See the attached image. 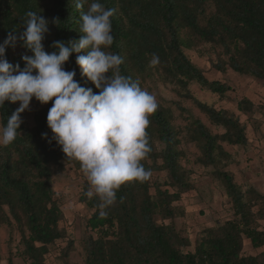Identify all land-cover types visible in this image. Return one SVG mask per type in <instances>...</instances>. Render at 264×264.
<instances>
[{
    "label": "trees",
    "instance_id": "obj_1",
    "mask_svg": "<svg viewBox=\"0 0 264 264\" xmlns=\"http://www.w3.org/2000/svg\"><path fill=\"white\" fill-rule=\"evenodd\" d=\"M91 2L88 0L82 11H87ZM99 2L106 9H116L111 18L115 39L106 51L123 58L120 74L138 81L150 94L152 89L147 83L156 75V81L174 85L180 98L194 102L211 124L222 130L214 132L200 118L190 117L184 138L199 148L197 162L212 168L233 214L200 230L194 240L177 227L175 219L185 211L176 203L194 188L193 171L181 162L184 151L180 148L181 132L174 123V110L156 99L157 109L146 129L151 151L141 162L151 175L144 182L122 185L106 217L99 216L98 198L90 199L84 193L83 200L93 212L87 219L89 232L83 238L85 254L81 264H264V194L253 185L244 188L226 169L232 154L224 144L246 145V125L232 111L202 102L190 90V84L196 82L223 96L233 87L209 79L187 54L188 50L201 54L211 51L215 55L211 65L216 70L224 73L231 68L264 81V0ZM28 11L40 13L49 21L43 40L46 52L57 51L52 47L56 41L67 44L79 39L81 10L75 8L74 0H0V43L9 33L19 36L24 31ZM15 46L21 50L16 52ZM15 46L6 49V59L23 69L22 56L32 53L19 40ZM153 55L159 63L150 67ZM75 60L74 53L65 70L75 69V80L98 92L81 75ZM177 103L182 113L189 111L180 101ZM38 104L34 125L23 122L14 143L0 147V226L17 227L22 248L15 254L29 264H46L49 245L67 236L60 226L64 212L53 188L55 167L72 164L80 170L79 164L67 160L52 140L46 120L52 102ZM237 106L243 114L255 110L248 97L240 99ZM17 108V103L5 101L0 107L1 125ZM155 171H165L164 180L159 174L153 178ZM246 240L259 251L245 253ZM72 249L73 240H69L62 254L67 264H72ZM8 264H14L11 256Z\"/></svg>",
    "mask_w": 264,
    "mask_h": 264
},
{
    "label": "clouds",
    "instance_id": "obj_2",
    "mask_svg": "<svg viewBox=\"0 0 264 264\" xmlns=\"http://www.w3.org/2000/svg\"><path fill=\"white\" fill-rule=\"evenodd\" d=\"M86 3L74 0L81 10L79 39L54 42L55 52H46L43 44L49 21L34 11L26 13L19 36L9 33L0 43V107L5 101L19 102L6 124L0 125V147L14 143L23 123L21 114L30 110L33 98L42 105L51 101L46 120L52 140L67 160L79 164L89 185L87 197L98 198L99 216L106 217L122 185L144 182L151 175L141 162L151 151L146 129L157 102L138 81L120 74L123 58L106 51L115 39L111 18L116 9L93 0L82 11ZM17 40L32 53L22 56L23 69L5 55ZM74 53L81 75L98 92L81 86L75 69L65 70ZM158 63L153 55L149 66Z\"/></svg>",
    "mask_w": 264,
    "mask_h": 264
},
{
    "label": "rangeland",
    "instance_id": "obj_3",
    "mask_svg": "<svg viewBox=\"0 0 264 264\" xmlns=\"http://www.w3.org/2000/svg\"><path fill=\"white\" fill-rule=\"evenodd\" d=\"M20 50L21 48L15 46L16 52ZM210 52L201 54L199 51L188 50L187 54L197 66L203 69L209 79L226 82L233 87V90L220 96L202 88L196 82L190 84V90L200 101L213 105L217 109L230 110L245 123L248 143L244 146L224 144L232 154V160L226 169L233 173L236 182L244 188L253 185L264 194V81L239 74L231 68L224 73L216 70L211 65V59H215V55ZM147 85L149 89H152L155 99L161 100L174 110V123L181 132L180 148L184 151L181 162L193 171L194 188L184 193L181 200L176 203L183 207L185 214L177 217L175 223L185 235L194 240L197 233L205 227H211L231 218L233 210L224 187L213 177L212 168L204 167L197 162L200 154L197 145L184 138L187 124L190 117L200 118L214 132L222 130L212 125L194 102L180 98L174 85L159 81V79L156 81V75ZM243 97H248L255 104V110L250 114H243L238 109V101ZM178 101L189 111L182 113L181 108L178 107ZM17 107H19V102H17ZM39 107L38 101L33 99L30 103V110L21 114V119L26 125H34V114ZM54 172L53 188L60 198L64 212V219L60 222V226L65 229L67 236L49 245L46 264H67L62 254L69 240H73L69 261L72 264H81L85 254L83 238L89 232L87 219L93 212L83 200L89 185L81 170L76 169L72 164L64 165L62 168L55 167ZM165 173V171L159 173L155 171L152 176L156 178L159 174L161 180H164ZM86 187L87 190H85ZM19 241L20 232L16 226H0L1 264H8L10 256L14 264H29V261L15 254L18 249L22 248ZM258 251L259 249L252 248L249 240L245 241V253L255 254Z\"/></svg>",
    "mask_w": 264,
    "mask_h": 264
}]
</instances>
